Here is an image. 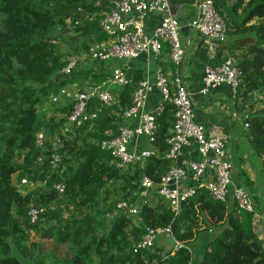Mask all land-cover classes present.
Returning a JSON list of instances; mask_svg holds the SVG:
<instances>
[{"label":"trees","instance_id":"trees-1","mask_svg":"<svg viewBox=\"0 0 264 264\" xmlns=\"http://www.w3.org/2000/svg\"><path fill=\"white\" fill-rule=\"evenodd\" d=\"M213 3L227 28L216 60L231 56L241 72L237 109L248 126L244 138L262 161L264 184V0ZM111 7V0H0V264H191L187 245L205 232L211 239L198 264H264V238L254 215L264 213V192L261 208L252 200L254 213L216 202L203 188L177 214L156 194L142 197V178L158 184L175 165L165 157L174 123L171 104L156 117L153 156L119 169L101 149L106 132L117 135L132 106L134 86L142 81L139 71L126 72L131 84L112 85L113 107L92 97L89 111L96 109V117L54 140L72 103L69 97L54 103L52 98L63 97L66 85L77 82L82 89L85 82L94 86L111 77L75 69L57 79L68 58L89 57L93 47L107 43L99 23ZM67 30L75 36L65 38ZM40 131L48 137L43 148L35 143ZM53 153L59 156L54 169ZM182 159L199 156L191 148L177 166ZM22 179L34 188L24 196L15 187ZM56 184L62 193L54 190ZM121 202L139 207L141 224L117 208ZM31 209L39 212L34 222ZM166 228L173 242L182 244L179 250L137 248L146 229Z\"/></svg>","mask_w":264,"mask_h":264},{"label":"built area","instance_id":"built-area-1","mask_svg":"<svg viewBox=\"0 0 264 264\" xmlns=\"http://www.w3.org/2000/svg\"><path fill=\"white\" fill-rule=\"evenodd\" d=\"M171 0H111L112 7L108 14L100 21L99 26L103 34L107 35L106 44L91 49L90 58L101 63L109 61H129L141 55L150 56L153 60L160 57L163 48L167 47V56L175 68L174 74L168 77L159 70L153 86L147 81H140L134 86L132 106L123 114V123L117 129V135L106 132L108 139L100 144L102 150L108 152L115 165L124 169L130 164L140 162L154 155V151H138L135 141L145 138L151 145L154 140L156 117L164 110V104H171L174 109V123L170 136L166 140L167 159L175 165L161 177L158 184H153L146 177L142 178L140 186L143 188L142 197L156 194L168 203L174 214L180 210L181 204L190 199L197 188L205 189L211 199L219 203H233L236 208L246 213H254V204L248 192L240 186H232V163L227 154L226 142L219 137L210 136L204 126L195 123L194 112L189 93L187 92L179 70L184 61V50L179 37L180 24L171 11ZM197 15L188 26L203 37L207 49L208 63L203 70L202 88L200 94L207 96L212 90L221 86H228L236 94L241 83V72L233 57H226L218 65H212L217 59L221 44L227 38L225 22L217 13L213 0H195ZM155 18L157 24L148 33L147 19ZM77 57L67 59V64L60 72L62 77L73 74L78 65ZM110 83L113 86L131 84L122 69H115L111 73ZM154 87L161 96V102L152 113L144 112V104L148 94ZM60 94L66 95L65 91ZM71 110L66 116L62 128L55 133L54 140L59 134H66L73 128H79L93 120L98 111L90 113L89 101L92 97L111 108L116 103V97L108 91L98 88L92 92L78 91L70 96ZM57 98L53 97L52 102ZM127 120H136L137 126L132 128L125 124ZM245 128L248 126L245 124ZM52 139V138H50ZM47 135L40 131L35 135V143L39 148L44 147ZM193 149L199 156L198 161L182 159L181 165L176 163L183 157L184 151ZM39 160V159H38ZM59 156L51 155L50 168L54 169ZM187 181V183H186ZM25 179L20 181L19 187L28 185ZM57 193L63 192L61 184L54 185ZM117 208L134 218L139 213V207L125 202L117 204ZM38 211L31 209L28 213L31 222L37 218ZM258 220L257 233L264 238V213L254 214ZM160 235L170 237L169 229H146L137 248L152 251L156 247V239ZM171 238V237H170ZM172 239V238H171ZM175 243V242H174ZM182 246L175 243L171 254Z\"/></svg>","mask_w":264,"mask_h":264},{"label":"crops","instance_id":"crops-1","mask_svg":"<svg viewBox=\"0 0 264 264\" xmlns=\"http://www.w3.org/2000/svg\"><path fill=\"white\" fill-rule=\"evenodd\" d=\"M170 4L172 14L177 18L180 24L179 37L185 57L179 73L182 77L184 86L189 93L194 112V121L195 123L204 126L206 133L210 136L221 134V139L226 142L227 154L233 166L231 176L232 186L243 184L244 189L249 193L253 200L254 196L251 195V191L249 190H251V188L255 189L257 185L260 184H257V181L259 178L261 179L262 161L254 155L253 150L244 138V130L246 129L244 127L245 115L243 111H238L237 106H239V101L235 99V94L228 86L216 88L207 96H202L200 94L203 70L208 63V59L203 37L197 32L191 30L188 26V23L197 15L196 2L195 0H171ZM156 24L157 20L155 18H148L146 27L147 32L150 33ZM78 60L76 71L93 69L96 73H108L110 76L112 71L117 68L124 70L125 73L139 71L142 81H147L152 86L157 71L160 70L163 75L168 77L172 76L175 72V68L171 65L168 59L166 46L163 48L160 57L156 60H153L150 56L141 55L136 59L124 62L109 61L112 62L111 67H107L104 63L92 60L90 57L86 56L81 58L78 57ZM218 64L219 61L217 60L212 63V65ZM60 77L62 76L60 75L57 79L60 80ZM76 83L77 82L67 85L70 87L69 93L60 97V100H64L72 93L78 91L86 92V90H97L98 88H101L110 93V88H112L110 78H108L106 82H101L94 86H90L88 82H85L82 89H78ZM114 93L115 92L111 94L115 96ZM68 101H71L70 97L68 98ZM160 102V94L154 87H152V91L148 94L144 104V112H154ZM125 124L134 128L137 126L138 122L136 120H127ZM135 144L138 145L136 146L138 151H148L152 149L151 145L145 138L136 140ZM146 144L149 145V148H146ZM16 186V192L18 191L17 193H21L22 196L28 194L29 191H32L31 189L25 191V187L19 188L18 185ZM262 186L263 185L260 184V187ZM29 188L32 187L30 186ZM137 216L133 218L134 224L136 225L141 224ZM197 239H201L202 243L199 244L197 254L190 251L192 255L191 264L199 263L203 250L211 239V235L206 232L201 233ZM156 246L161 250H166L165 248L163 249L160 247L159 244H156Z\"/></svg>","mask_w":264,"mask_h":264},{"label":"rangeland","instance_id":"rangeland-1","mask_svg":"<svg viewBox=\"0 0 264 264\" xmlns=\"http://www.w3.org/2000/svg\"><path fill=\"white\" fill-rule=\"evenodd\" d=\"M193 1V0H192ZM64 35L66 36L65 38H68V37H70V38H72L73 36H75V35H73L72 34V31L71 30H67V31H65L64 32ZM77 57V56H76ZM80 58L81 57H83V56H79ZM105 64V66H107V67H111L112 65V62H105L104 63ZM69 86H64L63 87V91H65L66 92V94H68L69 93ZM62 95V94H61ZM65 96V95H64ZM57 98V97H56ZM60 99V97L59 98H57V100H59ZM49 106L47 105L46 106V111H48L49 110ZM149 145H147L146 144V148H149L148 147ZM263 175H261V179L259 178V180L257 181V184L258 183H260L261 185L263 184ZM15 181H16V179L13 177V183H15ZM260 184L259 185H257V187L255 188V189H252L251 188V190H249V191H251V195H254L255 197H253V199L256 201V195L258 194V193H261V194H263V192H264V184H263V186L262 187H260ZM17 187V186H16ZM25 188V191L28 189V190H34V188L32 187V188H29L30 186H28V187H26V185L24 186ZM18 192V191H17ZM249 194V193H248ZM20 195H21V193H20ZM261 197H263V195H261ZM263 199V198H262ZM253 200V201H254ZM110 218V216H108V219ZM32 239V238H31ZM202 243V240L201 239H196L195 241H193V242H191V243H189L187 246H188V248H189V250L192 252V253H194V254H197V251L199 250V244H201ZM156 244H159L160 245V247H162L163 249L165 248L166 250H173V248H174V243L172 242V239L169 237V236H167V235H160V236H158L157 237V239H156ZM165 250V251H166Z\"/></svg>","mask_w":264,"mask_h":264},{"label":"water","instance_id":"water-1","mask_svg":"<svg viewBox=\"0 0 264 264\" xmlns=\"http://www.w3.org/2000/svg\"><path fill=\"white\" fill-rule=\"evenodd\" d=\"M93 90H86V92H92ZM214 136L216 137H219V138H222L221 134H215ZM263 185V184H262ZM261 193H258L256 195V200L258 201V204H259V207L261 208L262 204H261V200H262V197H261ZM254 196V195H253ZM255 197V196H254Z\"/></svg>","mask_w":264,"mask_h":264}]
</instances>
